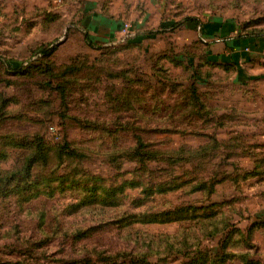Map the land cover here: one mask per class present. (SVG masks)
<instances>
[{"label": "rangeland", "instance_id": "374dc122", "mask_svg": "<svg viewBox=\"0 0 264 264\" xmlns=\"http://www.w3.org/2000/svg\"><path fill=\"white\" fill-rule=\"evenodd\" d=\"M193 1L264 26V0ZM93 2L0 0V264H264V101L198 21ZM125 23L147 47L104 49Z\"/></svg>", "mask_w": 264, "mask_h": 264}, {"label": "crops", "instance_id": "0c3cea01", "mask_svg": "<svg viewBox=\"0 0 264 264\" xmlns=\"http://www.w3.org/2000/svg\"><path fill=\"white\" fill-rule=\"evenodd\" d=\"M92 1H94V6H101L96 16L93 17L96 21L100 20L98 17H101V20L112 21L113 23L120 18L123 21L133 23L141 20L144 26H149L151 29L157 28L164 21H169L170 24L182 21L183 24L188 22L183 26L187 29L190 28L188 26L191 23L189 20L199 21L204 19V13L195 10L193 0ZM206 2L209 6L210 0ZM205 14H207L208 20H203L205 21L203 22V33L200 32V29L197 30V33L196 31L194 33L197 35L196 38H201V42L203 38L210 43L208 45L202 42V47L207 50V58H220L222 61L234 65L238 71L236 83L239 86H245L249 90L252 89V92H250L258 94L261 97L260 100L264 101V26L256 25L255 27L243 28L236 23V19H231V17L222 19L216 16L211 17L208 12H205ZM95 24H91L94 25L91 28L99 35L100 31L97 30L99 26ZM114 41L108 46L119 45ZM133 41L138 42L136 39ZM205 49H203V52ZM240 78L242 79L241 82L238 81Z\"/></svg>", "mask_w": 264, "mask_h": 264}, {"label": "trees", "instance_id": "16d2710c", "mask_svg": "<svg viewBox=\"0 0 264 264\" xmlns=\"http://www.w3.org/2000/svg\"><path fill=\"white\" fill-rule=\"evenodd\" d=\"M189 21H194V20H189ZM195 22H197V20H195ZM183 23L182 22H175V23H171V24H167L166 26L163 25V27L165 26L166 28H170L171 27V30H175L176 28H180V26L182 25ZM200 24V25H199ZM198 25L200 26L199 29H200V32L203 33V24L201 23V21L199 22L198 21ZM202 25V26H201ZM164 27V28H165ZM154 35L152 33H147L145 36H143V40L140 41V42H134L133 40L131 41H128L126 43H121L119 45H111V46H108V47H105L104 49L106 50H114V51H117L118 49L120 50L121 48L123 50H126V49H130L131 47H136V48H142V47H147L144 42H146L147 39L149 38H152ZM201 39V38H200ZM202 42L204 44H208L210 45L209 42H207L205 39L202 38ZM118 50V51H119ZM53 53V50H48V49H42L41 52H40V57H50L51 54ZM127 75V74H126ZM129 85V84H128ZM195 93V92H194ZM196 97V100L197 99V96Z\"/></svg>", "mask_w": 264, "mask_h": 264}, {"label": "built area", "instance_id": "2783aa9c", "mask_svg": "<svg viewBox=\"0 0 264 264\" xmlns=\"http://www.w3.org/2000/svg\"><path fill=\"white\" fill-rule=\"evenodd\" d=\"M132 28V24L130 23L123 24L121 29L122 32L120 34L121 38L118 40L117 44L126 43L128 41L134 40V35L131 33Z\"/></svg>", "mask_w": 264, "mask_h": 264}]
</instances>
